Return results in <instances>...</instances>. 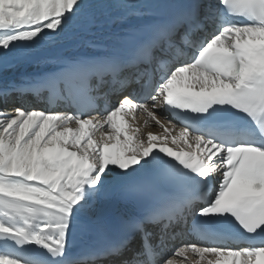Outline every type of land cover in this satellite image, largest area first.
Here are the masks:
<instances>
[{
    "label": "snow or ice",
    "instance_id": "snow-or-ice-1",
    "mask_svg": "<svg viewBox=\"0 0 264 264\" xmlns=\"http://www.w3.org/2000/svg\"><path fill=\"white\" fill-rule=\"evenodd\" d=\"M117 21L88 50L40 51ZM44 59L5 105L47 93L74 110L0 109V264H264V0H0V71ZM228 226L247 234L235 246ZM182 234L198 242L169 253Z\"/></svg>",
    "mask_w": 264,
    "mask_h": 264
},
{
    "label": "bare ground",
    "instance_id": "bare-ground-1",
    "mask_svg": "<svg viewBox=\"0 0 264 264\" xmlns=\"http://www.w3.org/2000/svg\"><path fill=\"white\" fill-rule=\"evenodd\" d=\"M94 2L100 3L101 1L94 0ZM135 2L144 3L146 2V0H135ZM118 25H119L118 21L115 23L109 24V25H105L103 26V28H101V26L99 25H94L90 28V30L84 31L81 28V26L77 24L72 30L66 32L64 36L60 39L59 47L55 45L49 46L46 44L41 48L40 51L45 57H49V58L59 53L76 52L81 47H83L87 42L95 41L96 39H99L104 32L117 31ZM46 60L47 59H44L39 63H31V64H12L7 69L0 71V89L2 87H6L9 84L15 83L17 80H19L23 76L29 75L32 72H34L36 69L44 67V63ZM15 99H16L15 97H11L7 100L6 104H7V108L9 109V111H11V109L14 107L12 103L14 102ZM24 101H28L29 103L32 102L29 99L24 100ZM0 109H3V106L1 104H0ZM165 117H167V120H165ZM160 118L162 119V121H165V122L170 121L168 116L165 113ZM139 122H140V125L142 126V123L144 122L143 117L140 118ZM170 126L171 125L169 124V127ZM149 129L154 132L159 131V127L156 125H150ZM149 129H145V131H148ZM116 204H117V199L115 197L101 198V200L96 205L98 219H102V217L112 215ZM189 259H191L190 256H189Z\"/></svg>",
    "mask_w": 264,
    "mask_h": 264
}]
</instances>
